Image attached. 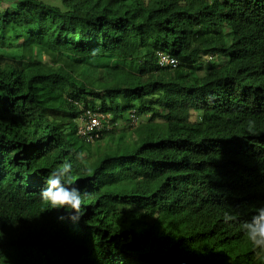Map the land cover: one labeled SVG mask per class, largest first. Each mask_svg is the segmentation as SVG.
I'll return each mask as SVG.
<instances>
[{
    "label": "trees",
    "instance_id": "trees-1",
    "mask_svg": "<svg viewBox=\"0 0 264 264\" xmlns=\"http://www.w3.org/2000/svg\"><path fill=\"white\" fill-rule=\"evenodd\" d=\"M65 164L78 220L39 195ZM261 207L264 0H0V264H264Z\"/></svg>",
    "mask_w": 264,
    "mask_h": 264
},
{
    "label": "clouds",
    "instance_id": "clouds-1",
    "mask_svg": "<svg viewBox=\"0 0 264 264\" xmlns=\"http://www.w3.org/2000/svg\"><path fill=\"white\" fill-rule=\"evenodd\" d=\"M130 111L128 119L123 121L129 124L130 129H135L141 123L142 117L138 115L137 110L132 109ZM89 112L91 113L89 117H97L102 122V126L93 134L94 137H100L103 127L114 128L118 126L119 119H116L112 113L101 111L96 113L92 110ZM71 167V164H65L51 171L45 180L46 187L40 190L39 195L40 199L51 209H65L73 214L70 216L71 219L78 220L84 215V196L79 189L70 186ZM235 220L234 215L228 212L224 213V223L227 224ZM240 227L251 243L256 258L264 262V207L259 208L251 220L244 221Z\"/></svg>",
    "mask_w": 264,
    "mask_h": 264
},
{
    "label": "built area",
    "instance_id": "built-area-1",
    "mask_svg": "<svg viewBox=\"0 0 264 264\" xmlns=\"http://www.w3.org/2000/svg\"><path fill=\"white\" fill-rule=\"evenodd\" d=\"M165 59V58H164ZM102 126V122L97 117H88L87 120H83L80 126V133L88 136L91 140L94 138L93 134Z\"/></svg>",
    "mask_w": 264,
    "mask_h": 264
},
{
    "label": "rangeland",
    "instance_id": "rangeland-1",
    "mask_svg": "<svg viewBox=\"0 0 264 264\" xmlns=\"http://www.w3.org/2000/svg\"><path fill=\"white\" fill-rule=\"evenodd\" d=\"M203 63H208V60L207 59H204L203 60ZM117 127H119V129L129 128V124L126 121H123V120H120L119 119L118 120V126ZM129 130L131 131L130 128H129Z\"/></svg>",
    "mask_w": 264,
    "mask_h": 264
}]
</instances>
